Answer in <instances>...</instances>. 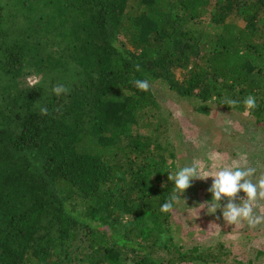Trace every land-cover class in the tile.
Masks as SVG:
<instances>
[{"label": "trees", "instance_id": "trees-1", "mask_svg": "<svg viewBox=\"0 0 264 264\" xmlns=\"http://www.w3.org/2000/svg\"><path fill=\"white\" fill-rule=\"evenodd\" d=\"M157 89L264 128V0H0V264H232L179 240L185 192L161 211L181 166Z\"/></svg>", "mask_w": 264, "mask_h": 264}, {"label": "rangeland", "instance_id": "rangeland-1", "mask_svg": "<svg viewBox=\"0 0 264 264\" xmlns=\"http://www.w3.org/2000/svg\"><path fill=\"white\" fill-rule=\"evenodd\" d=\"M228 22L242 24L235 16L230 17ZM156 96L160 104L159 121L171 129V143L177 144L172 151H177L181 167L196 163L205 172H215L238 162L242 168H261L264 176V128L257 130L245 116L232 113L225 112L223 118L202 116L197 111V102L180 98L167 89H157ZM215 153L222 154L223 159H215ZM258 180L257 176L253 177L254 182ZM212 181V177L195 179L184 191L185 196L177 211L182 226L179 240L186 249L199 247L203 251L224 242L234 253L236 261L264 264V223L253 229L246 224L235 227L223 220L222 210L209 215L206 207L202 208L201 204L211 199L208 189ZM239 196L243 197L244 193ZM236 202L239 203V199ZM226 203V200L222 201V204ZM259 203L257 211L264 215V200ZM235 260L230 261L233 264Z\"/></svg>", "mask_w": 264, "mask_h": 264}, {"label": "clouds", "instance_id": "clouds-1", "mask_svg": "<svg viewBox=\"0 0 264 264\" xmlns=\"http://www.w3.org/2000/svg\"><path fill=\"white\" fill-rule=\"evenodd\" d=\"M30 83L35 85L38 81L31 80ZM136 88L143 92L150 90V84L147 79H136L134 81ZM52 92L60 96L67 92L63 84L53 87ZM224 103L233 107L243 105L244 114L249 115L252 110L257 108V100L253 95H248L243 101L229 99ZM46 113L47 109L42 108ZM214 158L223 159L222 154L215 153ZM257 172L256 167L242 168L238 162L228 166L221 167L215 172H205L202 167L196 163L189 166L181 167L174 174L170 173L168 179L173 182L174 192L169 199L161 205L162 212H169L174 208L175 203L181 199V195L191 186L195 179H206L212 177L213 181L208 191L211 193V199L202 208L207 209V214L215 215L217 210H222V218L228 225L243 227L245 224L249 229L256 228L264 223V215L258 213L260 209L259 201L264 200V177L254 182L253 177ZM244 193L240 197V193ZM239 199V203L236 200ZM227 201L222 204V201Z\"/></svg>", "mask_w": 264, "mask_h": 264}]
</instances>
